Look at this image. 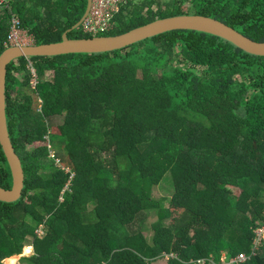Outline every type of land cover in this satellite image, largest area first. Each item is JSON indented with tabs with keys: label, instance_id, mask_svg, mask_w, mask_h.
Returning <instances> with one entry per match:
<instances>
[{
	"label": "trees",
	"instance_id": "obj_1",
	"mask_svg": "<svg viewBox=\"0 0 264 264\" xmlns=\"http://www.w3.org/2000/svg\"><path fill=\"white\" fill-rule=\"evenodd\" d=\"M10 4L0 11V55L12 13L34 44L57 42L87 0ZM188 13L264 41V0H127L96 35ZM96 35L82 24L68 33ZM59 115L63 123L51 125ZM6 117L26 181L19 201L0 200V264L27 246V264L218 261L248 252L264 220V56L220 36L175 29L113 51L18 58L7 67ZM57 159L75 173L68 188ZM167 170L173 192L153 199ZM13 183L0 145V186ZM244 264H264V247Z\"/></svg>",
	"mask_w": 264,
	"mask_h": 264
},
{
	"label": "water",
	"instance_id": "obj_2",
	"mask_svg": "<svg viewBox=\"0 0 264 264\" xmlns=\"http://www.w3.org/2000/svg\"><path fill=\"white\" fill-rule=\"evenodd\" d=\"M92 0H87L83 16L74 25L64 31L62 39L57 42L34 44L30 46H13L0 55V145L3 147L13 174L11 189L0 186V200L15 203L23 197L26 175L23 163L16 154L8 131L6 117V76L8 65L21 57H44L67 53H97L124 48L130 44L154 35L175 30L188 29L207 32L220 36L239 48L255 55L264 56V41L254 40L235 27L212 16L188 13L161 18L133 27L117 35H96L91 37L71 38L68 33L79 27L86 19Z\"/></svg>",
	"mask_w": 264,
	"mask_h": 264
},
{
	"label": "built area",
	"instance_id": "obj_3",
	"mask_svg": "<svg viewBox=\"0 0 264 264\" xmlns=\"http://www.w3.org/2000/svg\"><path fill=\"white\" fill-rule=\"evenodd\" d=\"M10 1L11 0H0V11L6 10V8H11ZM126 2L127 0H92L90 11L82 23L83 30L95 35L110 30L113 27L112 18L114 14L118 12L121 6ZM9 25L10 30L5 43L7 48L13 46L34 45L33 36L27 29L21 26V20L16 14L12 13ZM35 78L37 79V76H35ZM51 157L54 158V153L52 152ZM56 161L57 163H60L59 159ZM37 233L38 235L43 236L44 231L39 230ZM252 233L253 238L248 252H238L234 256H228L222 252L218 261L204 258L202 260L190 261L187 264H244L261 252L264 247V220L253 229ZM170 259H176V256L172 254H162L158 261L163 260L167 262Z\"/></svg>",
	"mask_w": 264,
	"mask_h": 264
},
{
	"label": "rangeland",
	"instance_id": "obj_4",
	"mask_svg": "<svg viewBox=\"0 0 264 264\" xmlns=\"http://www.w3.org/2000/svg\"><path fill=\"white\" fill-rule=\"evenodd\" d=\"M154 1H157V2H160V3H162V2H164V1H168V0H154ZM191 4H189L188 2H185L184 3V7L186 8V9H189V10H191ZM21 26L23 27V25H22V21H21ZM23 28H25V27H23ZM9 30H10V28H9ZM31 73H32V78L33 79H31V82H32V85H34V84H36V83H38V78L36 79L35 78V76H37L36 75V71L31 67ZM194 72H199L200 73V68L198 67V68H194ZM45 79L46 80H48V81H52V73L51 72H48L47 74H46V76H45ZM63 123V116H56L53 120H52V123H51V125H60V124H62ZM54 152V151H53ZM52 152V153H53ZM172 192H173V187H172V178H171V173H170V171L169 170H167L165 173H164V175H163V178L161 179V181L159 182V184H157V185H155V186H153L152 187V197H153V199H156V198H169L170 196H171V194H172ZM259 200H262V199H259ZM148 214V216H146L144 219H143V222H144V224H143V228H142V230H143V232H144V234H145V236L147 237V239H149L150 238V236H151V231L146 227V225H148V223H149V216H150V214L151 213H147ZM146 214V215H147ZM138 224V223H137ZM136 224V225H137ZM130 230V229H129ZM128 230V231H129ZM225 254H226V252H224ZM29 254H31V252H27V250L25 249L24 250V253L22 254V255H16V256H13V257H11V258H9V259H6L5 260V263L6 264H11L10 263V260L12 259V258H16V263L15 264H27V262L24 260V258H26V257H29L28 255ZM167 255V254H166ZM176 256V255H175ZM176 258H177V256H176ZM155 264H166V261H163V260H157L156 261V263Z\"/></svg>",
	"mask_w": 264,
	"mask_h": 264
},
{
	"label": "crops",
	"instance_id": "obj_5",
	"mask_svg": "<svg viewBox=\"0 0 264 264\" xmlns=\"http://www.w3.org/2000/svg\"><path fill=\"white\" fill-rule=\"evenodd\" d=\"M14 14H16V13H14ZM17 15V14H16ZM18 16V15H17ZM19 17V16H18ZM20 18V17H19ZM21 20V19H20ZM56 165L57 166H59L65 173H67V174H69V179H68V181H67V184H66V186H65V188H68V187H70V185H71V181L73 180V178L75 177V173L73 172V170L70 168V167H64L63 165H61V163H57V161H56ZM66 169V170H65ZM68 170V171H67ZM64 191H65V189H64ZM89 210H92V208H89ZM151 214H150V216H149V223H148V225H146V227L149 229V227H150V225H151V223L154 221V219H155V215H154V213H152V212H150ZM147 214V213H146ZM145 213H144V215H143V218H145L146 216H148V214L146 215ZM142 218V217H141ZM141 220V219H140ZM143 234H144V232H143ZM144 236H145V234H144ZM145 238H146V240L147 241H150V238H151V236H150V238L149 239H147V237L145 236ZM27 248H30L31 249V254H29L28 256L29 257H31V256H33L34 255V247L33 246H27L25 249H27Z\"/></svg>",
	"mask_w": 264,
	"mask_h": 264
}]
</instances>
